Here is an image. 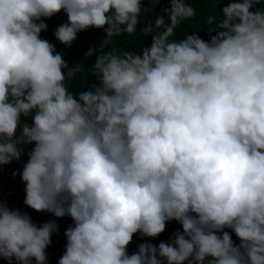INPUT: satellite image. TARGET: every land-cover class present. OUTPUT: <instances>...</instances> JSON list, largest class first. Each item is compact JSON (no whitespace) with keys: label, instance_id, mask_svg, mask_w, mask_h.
Wrapping results in <instances>:
<instances>
[{"label":"clouds","instance_id":"clouds-1","mask_svg":"<svg viewBox=\"0 0 264 264\" xmlns=\"http://www.w3.org/2000/svg\"><path fill=\"white\" fill-rule=\"evenodd\" d=\"M0 0V170L19 174L24 205L55 217L37 226L0 201V259L46 264L68 217L58 264H264V0H224L215 32L174 39L196 12L168 0ZM103 30L90 48L95 82L41 38ZM215 22L210 18L208 23ZM141 28L150 44L119 51L113 38ZM169 222L181 229L158 245ZM232 234L238 243L232 239Z\"/></svg>","mask_w":264,"mask_h":264},{"label":"trees","instance_id":"trees-1","mask_svg":"<svg viewBox=\"0 0 264 264\" xmlns=\"http://www.w3.org/2000/svg\"><path fill=\"white\" fill-rule=\"evenodd\" d=\"M191 7L195 9V16L189 20L182 21L176 30V36L174 39H181L184 35L191 32H198V34L205 40L209 39L208 32H215L216 25L219 23L221 12L220 9L224 0H187ZM168 0H162V3L155 9L154 12L142 13L141 26L148 22H153L157 15L162 14V9L169 7ZM264 7V3L258 5ZM145 7L151 8L145 0ZM215 18V22L209 24L210 18ZM67 22V16L64 12H61L51 19L45 20L48 25L47 31L41 33V38L48 40L56 48V51L62 53L64 59L68 62L69 67L79 65L81 71L76 74L69 83L71 91L87 90L88 84L95 82V77L92 75L91 68L95 62L96 57H86L85 53L90 49H96L100 46L101 41L105 39V33L103 30H96L93 28L78 34V38L73 42L72 46L66 47L61 45L54 38V31L56 28ZM150 44V37L143 36L141 28L138 27L136 33L129 36L124 34L120 37L113 38L112 47H116L119 51H136L139 52L143 46ZM32 146L25 148V154L22 156L19 162L13 161L10 165H5L0 170V182L6 185L12 192L14 203L17 209L22 212H28L32 217L33 222L39 226L48 220H54L55 217L48 213H37L27 208L23 201L25 199V185L22 183L20 175H14L22 171L24 163L27 162V152L31 150ZM60 225L59 232L52 235L51 245L46 249L47 261L50 264H58L59 258L64 254L66 238L64 236L65 230L72 226L70 218L65 217L59 219ZM181 229V226L176 222H169L166 226V230L158 238L149 240L144 238L143 240L139 235L133 237L132 243L128 246V253L132 254L137 251V246L142 242H151L158 245L161 241H168L169 237L176 230ZM234 242L238 243V239L232 234Z\"/></svg>","mask_w":264,"mask_h":264},{"label":"water","instance_id":"water-1","mask_svg":"<svg viewBox=\"0 0 264 264\" xmlns=\"http://www.w3.org/2000/svg\"><path fill=\"white\" fill-rule=\"evenodd\" d=\"M0 201L5 203L11 209H17L14 203L15 201L12 192L6 185H4L1 182H0ZM0 264H7V262L0 259ZM33 264H35V261H33ZM46 264H50V263L46 261Z\"/></svg>","mask_w":264,"mask_h":264}]
</instances>
